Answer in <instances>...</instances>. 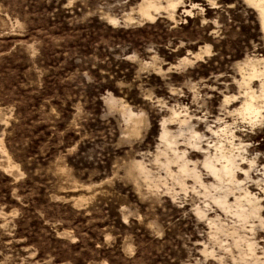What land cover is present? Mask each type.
I'll list each match as a JSON object with an SVG mask.
<instances>
[{
    "label": "rangeland",
    "instance_id": "rangeland-1",
    "mask_svg": "<svg viewBox=\"0 0 264 264\" xmlns=\"http://www.w3.org/2000/svg\"><path fill=\"white\" fill-rule=\"evenodd\" d=\"M150 1L165 6L0 0V264H264L262 224L239 222L190 179L181 189L155 162L174 157L158 154L163 121L176 134L186 118L200 145L216 141L206 123L225 98L238 106L246 63L264 60L258 12L182 0L147 18ZM223 116L248 170L238 181L264 220V122ZM184 149L213 182L205 151L191 156L180 137Z\"/></svg>",
    "mask_w": 264,
    "mask_h": 264
},
{
    "label": "bare ground",
    "instance_id": "bare-ground-1",
    "mask_svg": "<svg viewBox=\"0 0 264 264\" xmlns=\"http://www.w3.org/2000/svg\"><path fill=\"white\" fill-rule=\"evenodd\" d=\"M164 1L165 6H162L155 1L146 2L141 5L140 11L145 17L152 18L151 10L158 11L165 8L174 12L182 2V0ZM244 1L253 6L258 12L260 29L261 32L264 33V0ZM258 60L259 59H250L246 63V71L241 73V79L237 82L239 89H242V91H240L241 93L238 94L240 98L238 106L234 107L232 110L227 109V106L232 101V103L237 102V96H233L230 100L225 98L223 101V106L225 107L223 109V115H236L242 121L247 122L251 126L256 124L261 125L264 122V60ZM260 63L262 64V69L261 66L258 67ZM257 79L259 80V87L254 89L251 84ZM223 115L213 118L215 121L212 126H210L209 123H206L207 131L217 137L212 146L206 141V147L200 145L205 135L197 133L192 126H187L188 121L186 118H183L182 120L178 119L180 129L176 134L171 133L168 126H166L167 121H163L160 134V143L163 146V150L158 149V154L164 155L166 150H174V157H166L164 162H160L158 157H156L155 162L160 163L163 166L166 174L173 177L181 189L185 188L186 179H190L193 182V186L198 185L202 188L206 196L209 195V190L214 192L209 199L216 207L224 212L230 213L239 222L249 223L256 219L264 226V220L261 213L262 206L259 198L252 196L246 188H241V184L238 181L237 172H242L243 170L236 160V157L239 156L241 159L242 152L234 147V140L236 138L235 130L232 127L234 122L228 123L224 121ZM183 126H187L186 129H181ZM185 134H187V136ZM180 137L182 143L186 147L193 149L192 153H194L191 154V156L198 154L195 149L205 151L201 167L209 176L208 178H213V182L208 183L202 178V173L199 170L198 164L192 161L189 156H186V149L181 151V153L175 152ZM223 139L228 144L229 148H227L222 142ZM239 144H241V142ZM211 148H213V152ZM240 148L242 149V147ZM233 150H237L236 155L233 154ZM251 164L252 162H249V165ZM171 165L175 166L176 171H173ZM138 169L144 174V178L150 176H148V174H150L149 171L142 165H139ZM243 173L247 176L248 170H244ZM261 189L264 191V184ZM234 190H237L238 194H235ZM230 196L233 197V202L228 200ZM197 213L201 215L203 214L200 210H197ZM251 245L252 244L248 245L249 251H252Z\"/></svg>",
    "mask_w": 264,
    "mask_h": 264
}]
</instances>
